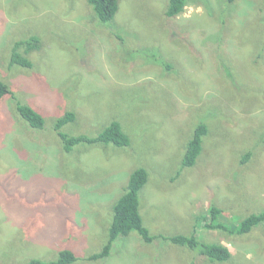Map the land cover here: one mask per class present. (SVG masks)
Returning a JSON list of instances; mask_svg holds the SVG:
<instances>
[{
    "label": "rangeland",
    "instance_id": "obj_1",
    "mask_svg": "<svg viewBox=\"0 0 264 264\" xmlns=\"http://www.w3.org/2000/svg\"><path fill=\"white\" fill-rule=\"evenodd\" d=\"M166 7L119 0L101 24L88 0H0V80L45 118L32 130L12 99L0 102V264L55 261L63 249L73 264H264V227L206 228L264 210V0H187L171 20ZM31 36L39 49L20 53L32 68L12 67L14 43ZM69 111L63 132L94 136L118 121L130 146L63 154L53 125ZM201 120L202 153L179 170ZM138 167L148 172L140 213L150 233L195 234L227 247V262L137 233L87 261L107 243L112 206Z\"/></svg>",
    "mask_w": 264,
    "mask_h": 264
},
{
    "label": "trees",
    "instance_id": "obj_2",
    "mask_svg": "<svg viewBox=\"0 0 264 264\" xmlns=\"http://www.w3.org/2000/svg\"><path fill=\"white\" fill-rule=\"evenodd\" d=\"M88 3L93 9L96 19L101 24L113 21L119 10V0H88ZM186 3L187 0H167V7L164 15L169 20L175 18L183 12ZM23 47H25L26 54L32 50L39 49V38L31 36L28 39L14 43L10 53L9 64L12 67L17 66L22 69H31L32 62L28 57L20 53ZM5 98H10L14 101L17 116L25 122L30 129L41 131L44 128V116L33 107L19 101L15 97L14 91L9 84L0 80V102ZM75 118V113L69 111L58 118L53 125L54 132L60 141L61 151L65 155L71 154L80 146L103 148L112 145L117 148H126L131 144L128 134L118 121H112L102 132L94 136L85 134L74 136L63 132V128L73 123ZM208 134L209 127L203 120L199 121L198 124L194 126L191 138L185 146V152L179 170L189 169L196 165L203 150V141ZM248 157L249 155H246L242 158L241 165L245 164ZM147 181L148 172L145 168L138 167L132 170L123 193L112 206V220L107 234L108 241L99 253L91 254L87 261L94 262L107 258L110 255L114 242L118 238L129 236L131 233H137L141 241L146 245H151L156 240H161L164 243L171 242L176 246L186 247L189 250L196 251L200 256L207 258L211 262L225 263L229 260L231 253L227 247L216 243L200 241L195 234L167 237L152 235L144 225L140 213V192L147 184ZM209 214L211 220L214 221L220 215V211L216 207H211ZM258 226L264 227V210L246 216L235 225L209 224L206 225V228L222 229L234 235L244 236L251 233ZM77 259L73 251L63 249L58 253L55 261L48 262L41 259H30L24 264H73Z\"/></svg>",
    "mask_w": 264,
    "mask_h": 264
}]
</instances>
